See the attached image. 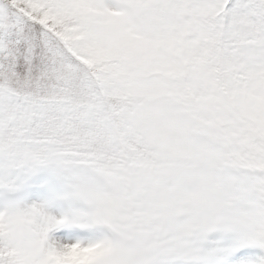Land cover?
<instances>
[{
	"label": "snow or ice",
	"instance_id": "6c2138e0",
	"mask_svg": "<svg viewBox=\"0 0 264 264\" xmlns=\"http://www.w3.org/2000/svg\"><path fill=\"white\" fill-rule=\"evenodd\" d=\"M0 264H264V0H0Z\"/></svg>",
	"mask_w": 264,
	"mask_h": 264
}]
</instances>
